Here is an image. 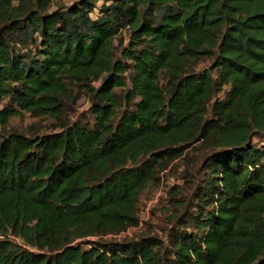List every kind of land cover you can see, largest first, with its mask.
Listing matches in <instances>:
<instances>
[{
    "label": "trees",
    "instance_id": "obj_1",
    "mask_svg": "<svg viewBox=\"0 0 264 264\" xmlns=\"http://www.w3.org/2000/svg\"><path fill=\"white\" fill-rule=\"evenodd\" d=\"M49 1L0 0V130L93 123L0 135V264H264V0ZM184 160L167 241L108 237Z\"/></svg>",
    "mask_w": 264,
    "mask_h": 264
},
{
    "label": "rangeland",
    "instance_id": "obj_2",
    "mask_svg": "<svg viewBox=\"0 0 264 264\" xmlns=\"http://www.w3.org/2000/svg\"><path fill=\"white\" fill-rule=\"evenodd\" d=\"M75 0H50L47 10L53 11L60 6H67ZM27 6H31L32 0H23ZM210 61L201 59L196 64V69L206 67ZM121 93L122 90L118 89ZM75 98L68 99L65 105V111L62 116H38L31 112H24L21 115H14L9 119L5 128L0 130V135L8 132H18L26 135L43 134L47 132L57 131L73 121H82L93 123V117L89 112L90 99L83 91L76 90ZM218 97L224 96L221 91ZM136 100L134 101V105ZM10 105L7 98L0 99V108ZM264 143L263 137L254 136L253 144L260 146ZM185 160L178 161L163 177L162 182L158 185L152 184L145 188L139 196L138 217L139 224L135 227H129L115 235L108 237H137L139 235L156 236L163 241H167L169 230L172 229L174 223L170 217L169 189L172 185H178L180 190L187 195L185 188L191 183V178L185 179ZM198 166L195 169H198ZM182 186H184L182 188ZM170 209V210H169Z\"/></svg>",
    "mask_w": 264,
    "mask_h": 264
}]
</instances>
